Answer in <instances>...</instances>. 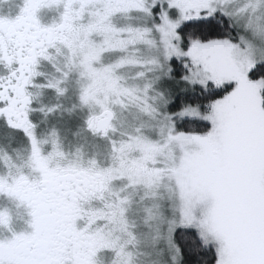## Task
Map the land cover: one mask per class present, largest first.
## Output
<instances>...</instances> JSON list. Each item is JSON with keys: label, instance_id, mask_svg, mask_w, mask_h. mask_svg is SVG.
I'll return each mask as SVG.
<instances>
[{"label": "snow or ice", "instance_id": "6c2138e0", "mask_svg": "<svg viewBox=\"0 0 264 264\" xmlns=\"http://www.w3.org/2000/svg\"><path fill=\"white\" fill-rule=\"evenodd\" d=\"M8 134L0 264H264V0H0Z\"/></svg>", "mask_w": 264, "mask_h": 264}, {"label": "rangeland", "instance_id": "374dc122", "mask_svg": "<svg viewBox=\"0 0 264 264\" xmlns=\"http://www.w3.org/2000/svg\"><path fill=\"white\" fill-rule=\"evenodd\" d=\"M42 70L45 72L50 71L47 65H42ZM35 91L42 92V95L36 99L37 106L39 103H56L57 97L48 89H35ZM59 102H62L63 107L61 110L54 114L45 116L39 110L34 113V120H36L43 131H47L51 126L55 125L61 130V134L64 137L65 146L68 148H74L77 145H83L86 155H93L95 153V145L101 143L93 137L84 138L83 134H76V126L79 122L81 113L79 110L69 112L68 109L72 106L73 99L71 95L63 96L59 98ZM9 136V135H8ZM16 146L19 147L17 144Z\"/></svg>", "mask_w": 264, "mask_h": 264}, {"label": "flooded vegetation", "instance_id": "af4514ba", "mask_svg": "<svg viewBox=\"0 0 264 264\" xmlns=\"http://www.w3.org/2000/svg\"><path fill=\"white\" fill-rule=\"evenodd\" d=\"M50 15H51V13L46 14V15H45V19L50 18ZM33 91H35V89H33ZM34 113H35V112H34ZM34 113L32 114L33 119H34ZM8 135H9V136H8ZM8 135H5V136H3V137H0V143H3V144H5L6 146H8L10 150H11L13 147H18V146H16V145H17V144L19 145V142H18V140H17L15 134H8ZM19 150H20L22 156H23V155H26V149H24V148L21 147L20 145H19ZM17 159H18V162H19V160H20L21 158L18 157ZM10 206H11V205H10Z\"/></svg>", "mask_w": 264, "mask_h": 264}]
</instances>
